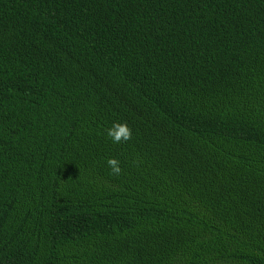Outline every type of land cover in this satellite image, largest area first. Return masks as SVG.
<instances>
[{"label":"trees","instance_id":"trees-1","mask_svg":"<svg viewBox=\"0 0 264 264\" xmlns=\"http://www.w3.org/2000/svg\"><path fill=\"white\" fill-rule=\"evenodd\" d=\"M0 264H264V0H0Z\"/></svg>","mask_w":264,"mask_h":264},{"label":"clouds","instance_id":"clouds-1","mask_svg":"<svg viewBox=\"0 0 264 264\" xmlns=\"http://www.w3.org/2000/svg\"><path fill=\"white\" fill-rule=\"evenodd\" d=\"M107 136L115 144L127 142L132 138V129L126 121H117L107 130ZM107 164L112 175L119 176L122 173L121 162L118 158H109Z\"/></svg>","mask_w":264,"mask_h":264}]
</instances>
